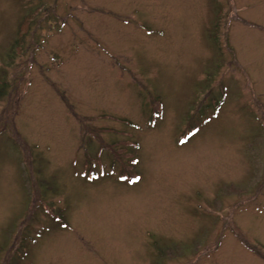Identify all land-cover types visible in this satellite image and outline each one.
Instances as JSON below:
<instances>
[{
    "label": "rangeland",
    "instance_id": "1",
    "mask_svg": "<svg viewBox=\"0 0 264 264\" xmlns=\"http://www.w3.org/2000/svg\"><path fill=\"white\" fill-rule=\"evenodd\" d=\"M0 264H264V0H0Z\"/></svg>",
    "mask_w": 264,
    "mask_h": 264
},
{
    "label": "trees",
    "instance_id": "2",
    "mask_svg": "<svg viewBox=\"0 0 264 264\" xmlns=\"http://www.w3.org/2000/svg\"><path fill=\"white\" fill-rule=\"evenodd\" d=\"M125 176V178H128V179H134L135 177L133 176H131V177H129V176H126V175H124Z\"/></svg>",
    "mask_w": 264,
    "mask_h": 264
}]
</instances>
